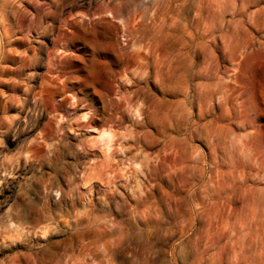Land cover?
<instances>
[{"label": "rangeland", "instance_id": "374dc122", "mask_svg": "<svg viewBox=\"0 0 264 264\" xmlns=\"http://www.w3.org/2000/svg\"><path fill=\"white\" fill-rule=\"evenodd\" d=\"M0 264H264V0H0Z\"/></svg>", "mask_w": 264, "mask_h": 264}, {"label": "bare ground", "instance_id": "6f19581e", "mask_svg": "<svg viewBox=\"0 0 264 264\" xmlns=\"http://www.w3.org/2000/svg\"><path fill=\"white\" fill-rule=\"evenodd\" d=\"M107 47H108V46H107ZM107 47H106V48H107ZM112 47H113V46H112ZM104 49H105V48H104Z\"/></svg>", "mask_w": 264, "mask_h": 264}]
</instances>
